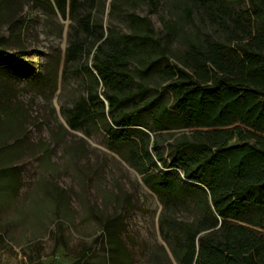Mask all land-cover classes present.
I'll list each match as a JSON object with an SVG mask.
<instances>
[{"label": "trees", "instance_id": "obj_1", "mask_svg": "<svg viewBox=\"0 0 264 264\" xmlns=\"http://www.w3.org/2000/svg\"><path fill=\"white\" fill-rule=\"evenodd\" d=\"M37 1L71 16L64 68L88 78L85 94L63 111L68 126L91 123L105 131L110 147L122 144L126 160L163 203L160 235L176 264H264V0H246L238 11L227 0H189L215 28L193 34L175 61L150 22L134 12L126 15L130 33L105 32L104 0ZM136 2L109 0V12ZM6 3L0 0V10ZM184 10L190 19L193 9L185 4ZM3 57L10 66L17 60L0 47ZM153 73L158 87L146 82ZM175 128L186 132L164 144V133ZM187 199L194 215L179 219L173 207ZM119 220L105 224L115 264L126 250ZM88 254L84 247L81 256Z\"/></svg>", "mask_w": 264, "mask_h": 264}, {"label": "rangeland", "instance_id": "obj_2", "mask_svg": "<svg viewBox=\"0 0 264 264\" xmlns=\"http://www.w3.org/2000/svg\"><path fill=\"white\" fill-rule=\"evenodd\" d=\"M227 3L234 11L247 5L246 0ZM185 4L193 9L190 19ZM100 9L105 32L130 33V12L147 19L154 37L164 39L172 61L188 49L193 34L204 37L215 28L189 0H158L155 5L137 0L112 14L109 0H104ZM72 24L68 13L37 0H7L0 10V47L8 59L17 56L11 66L5 57L0 61V264H30V259L115 264L108 256L105 231L115 216L121 220L116 224L126 249L115 259L119 264H176L160 235L163 203L126 160L122 144L110 147L105 131L94 124L71 129L66 122L64 109L85 94L88 83L73 67L64 68ZM85 59L91 62L92 54ZM127 67L137 75L135 62ZM145 79L158 87L154 73ZM183 132L168 130L163 143ZM189 201L176 202V217H193ZM84 247L89 248L86 258L81 256Z\"/></svg>", "mask_w": 264, "mask_h": 264}]
</instances>
